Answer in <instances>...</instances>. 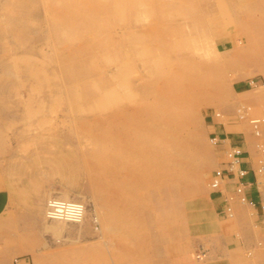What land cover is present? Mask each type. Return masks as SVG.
Returning a JSON list of instances; mask_svg holds the SVG:
<instances>
[{"label": "rangeland", "instance_id": "374dc122", "mask_svg": "<svg viewBox=\"0 0 264 264\" xmlns=\"http://www.w3.org/2000/svg\"><path fill=\"white\" fill-rule=\"evenodd\" d=\"M229 143L264 199V0H0L3 246L33 264H204L203 240L241 236L210 196ZM51 197L84 217L50 218ZM254 249L234 264H264Z\"/></svg>", "mask_w": 264, "mask_h": 264}, {"label": "crops", "instance_id": "0c3cea01", "mask_svg": "<svg viewBox=\"0 0 264 264\" xmlns=\"http://www.w3.org/2000/svg\"><path fill=\"white\" fill-rule=\"evenodd\" d=\"M239 131L242 132L241 144L247 149L249 144L246 142L244 132L242 130ZM226 140L227 139H225V142ZM242 166L247 169V174L242 178L244 185L243 193L246 197V201L239 202L238 195L234 189L235 177L231 172H227L225 177L229 186H231L230 194L226 193L223 189H216V192L210 195L213 208L216 211V216L221 217L223 220L228 219L227 216H232V214L227 211L228 207L233 205L235 208H238L237 222L241 231V236L237 237L235 234H231L229 237L225 235L222 240H203L202 245L204 249L202 251V257L205 259L204 264H234V261L241 258L244 251L249 247H255L254 253H257L261 260L264 259V247L262 246L264 240H255V229L252 226L253 222L256 223L258 217L261 215L259 202L263 199L258 184V174L257 170L253 167V163L249 161L248 158L242 162ZM246 192H250L249 197H247ZM1 201L2 199L0 200V215L4 209ZM250 201H253L254 204L252 205ZM248 207L253 210V217L251 220L246 219L242 215L245 211L243 209L247 210ZM255 226H258L259 231L264 234V224L257 222L256 225L254 224V227ZM1 240L3 239L0 237V264H33L31 255L16 254V252H18L16 249L14 250L12 247L3 246ZM14 251L16 255L13 254Z\"/></svg>", "mask_w": 264, "mask_h": 264}, {"label": "built area", "instance_id": "2783aa9c", "mask_svg": "<svg viewBox=\"0 0 264 264\" xmlns=\"http://www.w3.org/2000/svg\"><path fill=\"white\" fill-rule=\"evenodd\" d=\"M250 83H253V80H250ZM248 106H241L240 110L245 112L247 111ZM218 114V113H216ZM241 115V112L239 111ZM219 115V114H218ZM255 134H259L258 123H254ZM219 138L212 136V141L217 142ZM225 166L222 168L216 169L211 174L210 185L214 189H219L220 183L224 177H226L227 172H236V181H235V190L239 194L241 200L246 201V197L243 193V181L242 178L247 174V169L242 166L244 161V149L238 143H229L227 149L225 150ZM264 166H260L258 169L263 170ZM253 205L254 202L250 201ZM259 207L261 210V215L258 217L257 222L264 224V199H261L259 202ZM83 203L75 200H64L58 197H51L47 201L46 213L49 217H60L68 220H79L83 216ZM227 211L231 214V207L227 208ZM264 245V241L262 242Z\"/></svg>", "mask_w": 264, "mask_h": 264}, {"label": "bare ground", "instance_id": "6f19581e", "mask_svg": "<svg viewBox=\"0 0 264 264\" xmlns=\"http://www.w3.org/2000/svg\"><path fill=\"white\" fill-rule=\"evenodd\" d=\"M231 173H233V172H231ZM83 206H84V209H83V216H81V218L79 219V220H70V221H80L83 217H84V215H85V205L83 204ZM50 218H52V219H64V218H60V217H50ZM64 220H68V219H64ZM57 227V226H56ZM59 227V226H58ZM61 228V227H60ZM58 230V229H57Z\"/></svg>", "mask_w": 264, "mask_h": 264}]
</instances>
